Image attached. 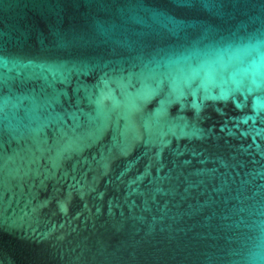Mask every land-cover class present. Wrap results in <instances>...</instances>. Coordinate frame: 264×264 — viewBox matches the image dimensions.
<instances>
[{"label": "water", "instance_id": "water-1", "mask_svg": "<svg viewBox=\"0 0 264 264\" xmlns=\"http://www.w3.org/2000/svg\"><path fill=\"white\" fill-rule=\"evenodd\" d=\"M0 264H264V0H0Z\"/></svg>", "mask_w": 264, "mask_h": 264}]
</instances>
